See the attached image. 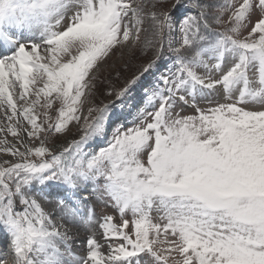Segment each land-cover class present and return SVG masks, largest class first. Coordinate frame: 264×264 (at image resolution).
<instances>
[{"label":"snow or ice","instance_id":"obj_1","mask_svg":"<svg viewBox=\"0 0 264 264\" xmlns=\"http://www.w3.org/2000/svg\"><path fill=\"white\" fill-rule=\"evenodd\" d=\"M96 204L120 221L81 256L67 225ZM3 241L14 264H264V0H0Z\"/></svg>","mask_w":264,"mask_h":264},{"label":"rangeland","instance_id":"obj_2","mask_svg":"<svg viewBox=\"0 0 264 264\" xmlns=\"http://www.w3.org/2000/svg\"><path fill=\"white\" fill-rule=\"evenodd\" d=\"M138 45L139 44H137L135 47H132L131 45H129L128 47L117 49L114 52V54H112L111 58L107 61V63L101 67L100 79H101L102 83H101L100 90L96 93V95L94 97V101H93L94 103H99L101 101L104 103H109L115 99V97H113V96H106L103 94V89H104V87L107 86L108 80H112V82L115 83L117 87H119L120 84H122L123 79L130 77L134 72H136V70H137L136 65L137 64H135V63L138 60V55H137ZM117 67L124 69L123 74H122V78L120 81H115L113 79V75H112L113 68H117ZM256 79H258V71H257ZM91 106H92L91 104L85 105V107H84V115L85 116L87 115V109ZM257 107H259V105H257ZM82 123H83V119L81 120V125H82ZM70 127L72 128V131L68 135L71 137H68V135H66V136L58 135L57 137L51 138L52 141L56 143L57 140H60L61 138L63 139V141H65L66 139L69 140L70 138L78 137L79 132H78L77 126L70 125ZM11 139L14 141L13 137H11ZM4 158L5 159H13V157H10V156H5ZM95 206L98 207V210H95L96 211V218H97L96 226H97V229L99 230V233H100L97 239L100 242H103L104 238L102 236V229H101L100 223H99L100 218H102L103 216H106V215H111V216L115 217L116 222L119 223L120 215L115 208L105 207V206L100 205V204H96ZM87 210L88 209H86V211ZM152 215H153L154 219L158 220V216H159L158 213L153 212ZM126 218L129 219L130 221H132L134 219V217L132 216L131 213H127ZM87 226H89V225H87ZM131 227H132V225L130 224V228ZM90 230H93V228ZM92 235H94V233H92ZM86 237H88V236H85L84 238H82L81 241L78 242V245L80 244L79 245L80 247L77 248V253L80 255L86 254V251H84V248H83L85 245Z\"/></svg>","mask_w":264,"mask_h":264},{"label":"bare ground","instance_id":"obj_3","mask_svg":"<svg viewBox=\"0 0 264 264\" xmlns=\"http://www.w3.org/2000/svg\"><path fill=\"white\" fill-rule=\"evenodd\" d=\"M11 134H8V136H7V138H8V140L9 141H13L12 139H11ZM86 209L87 208H84L83 210H84V212H88V210L86 211ZM95 210H98V207H96L95 206ZM57 224L59 225V224H61V223H64V221H62V220H60L59 218L57 219ZM67 227L71 230L70 231V235H71V244H72V249H73V251L75 252V253H77V248H79L80 246V244L78 245V242L79 241H81L82 240V238H84L85 236H88V237H86V240L90 237V236H92V233H94V235H95V237L96 238H98V236H99V230L97 229V226H96V223H94V224H92V225H89V226H87V225H84V224H80V225H72V224H68L67 225ZM74 227V228H73ZM93 228V230H90V229H92ZM75 229V230H74ZM61 230H63V229H61ZM93 231V232H92ZM84 240V239H83ZM86 240H85V242H86ZM101 243H103V242H101ZM75 248V249H74ZM84 251H86V245H84ZM83 251V250H82ZM78 254V253H77ZM78 255H80V254H78ZM82 256V255H81ZM6 264H8L7 262H6Z\"/></svg>","mask_w":264,"mask_h":264},{"label":"trees","instance_id":"obj_4","mask_svg":"<svg viewBox=\"0 0 264 264\" xmlns=\"http://www.w3.org/2000/svg\"><path fill=\"white\" fill-rule=\"evenodd\" d=\"M142 40H143V36H142V38H141ZM140 48H141V44H139L138 45V47H137V55H138V60H137V62L135 63V64H137L136 66H138L140 63H142L147 57H145V56H143L142 55V53H141V51H140ZM136 69H137V67H136ZM68 137H71V136H69L68 135ZM72 138H70L69 140H71ZM62 140V141H61ZM66 140H68V139H66ZM65 140V141H66ZM63 142V139L61 138L60 140H57V142L56 143H62Z\"/></svg>","mask_w":264,"mask_h":264}]
</instances>
